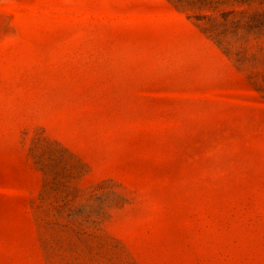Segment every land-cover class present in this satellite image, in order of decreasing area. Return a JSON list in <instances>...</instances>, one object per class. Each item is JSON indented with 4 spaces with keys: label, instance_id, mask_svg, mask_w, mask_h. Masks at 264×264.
I'll use <instances>...</instances> for the list:
<instances>
[{
    "label": "rangeland",
    "instance_id": "obj_1",
    "mask_svg": "<svg viewBox=\"0 0 264 264\" xmlns=\"http://www.w3.org/2000/svg\"><path fill=\"white\" fill-rule=\"evenodd\" d=\"M0 264H264V0H0Z\"/></svg>",
    "mask_w": 264,
    "mask_h": 264
},
{
    "label": "trees",
    "instance_id": "obj_2",
    "mask_svg": "<svg viewBox=\"0 0 264 264\" xmlns=\"http://www.w3.org/2000/svg\"><path fill=\"white\" fill-rule=\"evenodd\" d=\"M170 1H172V0H170Z\"/></svg>",
    "mask_w": 264,
    "mask_h": 264
}]
</instances>
